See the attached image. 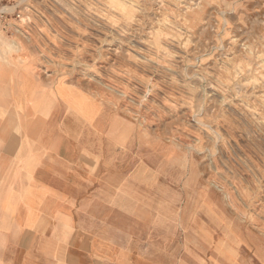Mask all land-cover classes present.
Listing matches in <instances>:
<instances>
[{"label": "rangeland", "instance_id": "374dc122", "mask_svg": "<svg viewBox=\"0 0 264 264\" xmlns=\"http://www.w3.org/2000/svg\"><path fill=\"white\" fill-rule=\"evenodd\" d=\"M0 11L11 26L0 65L73 87L69 106L96 131L85 229H0V255L264 264V0H0ZM8 169L0 189L33 188Z\"/></svg>", "mask_w": 264, "mask_h": 264}, {"label": "crops", "instance_id": "0c3cea01", "mask_svg": "<svg viewBox=\"0 0 264 264\" xmlns=\"http://www.w3.org/2000/svg\"><path fill=\"white\" fill-rule=\"evenodd\" d=\"M76 97L71 86L33 83L0 65V166L9 168L7 181L33 185L16 195L0 189V229H44L40 225L49 223L82 230L84 214H94L89 167L96 131L69 106ZM29 262L0 255V264Z\"/></svg>", "mask_w": 264, "mask_h": 264}, {"label": "built area", "instance_id": "2783aa9c", "mask_svg": "<svg viewBox=\"0 0 264 264\" xmlns=\"http://www.w3.org/2000/svg\"><path fill=\"white\" fill-rule=\"evenodd\" d=\"M16 19L20 18V14L15 16ZM8 19L5 18L4 12L0 11V32L8 33V30L11 28L10 24L7 22Z\"/></svg>", "mask_w": 264, "mask_h": 264}]
</instances>
